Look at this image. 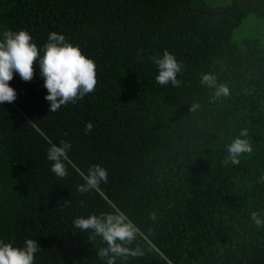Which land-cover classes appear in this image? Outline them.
Listing matches in <instances>:
<instances>
[{
  "label": "trees",
  "instance_id": "trees-1",
  "mask_svg": "<svg viewBox=\"0 0 264 264\" xmlns=\"http://www.w3.org/2000/svg\"><path fill=\"white\" fill-rule=\"evenodd\" d=\"M206 2L0 0V38L26 30L42 56L50 33L64 35L95 61L98 79L93 93L50 113L38 65L31 82L14 75L17 99L0 105V241H37L35 264H103L101 239L73 220L123 211L145 252L127 264H264V227L250 219L264 217V41L231 39L248 14L264 17V0ZM165 49L184 64L178 88L155 81L149 57ZM202 73L226 83L230 97L209 103ZM245 127L253 153L225 163V146ZM61 140L72 145L64 179L47 159ZM95 164L108 182L81 195Z\"/></svg>",
  "mask_w": 264,
  "mask_h": 264
},
{
  "label": "clouds",
  "instance_id": "clouds-1",
  "mask_svg": "<svg viewBox=\"0 0 264 264\" xmlns=\"http://www.w3.org/2000/svg\"><path fill=\"white\" fill-rule=\"evenodd\" d=\"M32 36L26 30H6L0 38V105L13 103L17 99V92L10 86L15 74H19L24 82H31L39 67V74L44 81L43 87L48 95L45 99L50 104V113L58 111L61 106L76 103L86 95L96 90L97 65L94 60L85 56L78 46L66 40L64 35L56 32L50 33L47 43L41 50L32 42ZM139 55V54H138ZM157 68L155 81L161 87L172 85L180 87L182 81L178 76L184 72V64L167 49L162 55L149 57ZM200 83L202 86L213 89L209 103L230 97L231 90L226 83H218L217 76L211 73H202ZM201 108L199 102L190 106L192 113ZM93 124L86 123L85 133H91ZM67 133H65V136ZM71 143L61 140L59 145L52 144L47 151V159L51 162V172L59 179L68 176L66 161ZM225 163L233 166L240 165L241 156L251 155L254 151L248 128H242L231 143L225 146ZM84 183L77 185V192L81 195L98 190L101 183L108 182L107 169L98 164L91 165ZM264 182V177H261ZM70 201L60 202V208L70 206ZM83 206L84 202H80ZM149 219L156 223V212L149 213ZM250 219L257 228L264 227V217L256 211L250 213ZM73 226L82 233L91 232L99 237L105 245L97 250L98 261L103 264H127L129 258L143 257L144 249L137 243L139 237L138 227L123 211L101 213L100 215L79 216L73 220ZM153 231L149 228V232ZM135 245V246H133ZM37 241L26 239L23 247L13 246L12 243L0 241V264H35L36 254L40 251Z\"/></svg>",
  "mask_w": 264,
  "mask_h": 264
},
{
  "label": "rangeland",
  "instance_id": "rangeland-1",
  "mask_svg": "<svg viewBox=\"0 0 264 264\" xmlns=\"http://www.w3.org/2000/svg\"><path fill=\"white\" fill-rule=\"evenodd\" d=\"M234 0H207L206 5L211 8L227 7ZM245 37H257L260 41H264V17H259L254 14L245 16L241 23L233 29L231 39L234 42H239Z\"/></svg>",
  "mask_w": 264,
  "mask_h": 264
}]
</instances>
